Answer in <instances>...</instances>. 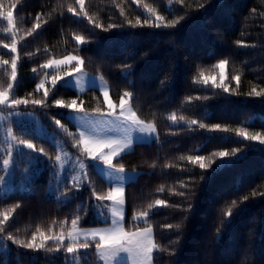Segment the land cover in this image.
<instances>
[{
	"label": "trees",
	"instance_id": "16d2710c",
	"mask_svg": "<svg viewBox=\"0 0 264 264\" xmlns=\"http://www.w3.org/2000/svg\"><path fill=\"white\" fill-rule=\"evenodd\" d=\"M3 2L7 6L8 0ZM188 2H204L208 9L207 20L202 15L204 9H186L176 0H172L171 5L169 0H142V4L155 6L166 19L188 12L175 29H158L127 25L126 19L135 21L137 15H141L142 20L147 18L142 6H137L135 0H85V7L93 19L103 23L105 28L96 27L86 17H76L67 12V4L75 3V0H17L13 14L19 21L17 27L20 36L33 27L38 14L46 23L37 29L38 34L33 33L18 42L20 61L18 86L14 85L15 94L30 101L46 99V103L43 106L22 104L16 110L38 114L65 147L83 158L82 153L73 146V139L68 132L52 120V116H56L69 132L78 133L77 127L68 117L70 110L56 106L53 101H70L78 96L84 108L91 112L97 103L103 101L101 91L90 87L78 92L74 87H66L63 81H58L56 88L52 89L50 79L45 85L51 89L47 98L43 95V89L36 88L45 72H52L41 67L47 59L60 58L69 53L83 56L86 69L103 73L116 102L126 88L132 90L135 97L131 102L137 114L144 120H154L159 132L158 139L150 143H137L135 150L120 161L127 169H137L143 173L134 183L127 185L125 226H132L136 210H145L147 204L157 198L167 199L169 205L156 206L150 210L154 214L149 217L155 225L157 242L167 245L170 240L176 239V229L169 230L162 225L175 224L182 218L180 210L170 205L182 203L184 208L189 203L193 205V212L183 214L188 219L182 230L180 249L174 256L166 252L158 253L157 264H173L176 260L180 264H200L212 259L218 264H244L245 261L247 264H264V195H261L264 193V145L244 141L231 131L200 127V123H220L230 128L247 127L250 131H264V97L246 95L253 84L258 86V90L259 86H264V0H223L220 7L212 6L217 0ZM61 3L64 4L63 8L59 7ZM117 3L125 9L124 14L115 6ZM112 23L123 27L106 30L107 25ZM6 27V22L0 18V40L9 43L11 36L3 31ZM73 32L86 37L83 45L75 41ZM241 39L247 42L245 46L235 43ZM37 49L40 51L37 52ZM129 52L136 53L135 72L128 78L135 80L134 87L121 76L122 69L118 67L128 62L126 57ZM145 53L148 55L145 56ZM13 55L15 53L0 44V56L10 60ZM220 59L229 60L223 81H220L221 70L215 67ZM33 68L37 69L35 73ZM201 72L215 76L218 82L227 83L229 89L225 91L216 87L211 80L207 85L197 82L195 78ZM237 72L241 74L239 88L233 79ZM4 76V71L0 69V78ZM166 78L168 83L164 86L161 81ZM188 96L194 99L188 101ZM97 97L100 99L97 100ZM9 110L0 106L6 118L5 121L0 119V163L11 143L6 132L8 126L15 136L32 139L53 157L58 154L59 149L53 147L55 142L52 139L25 129L19 118L8 117ZM172 112L177 114L178 120L183 116L199 123L188 126L184 120H179V124L174 125L169 119ZM249 143L253 147H246ZM235 147L242 148L244 158L232 167L212 174L211 179L205 181H201L199 176L202 172L211 173V169L202 170L191 161L180 159L188 155L207 157L223 148ZM14 157V178L19 181V185L6 197H0V212L10 210L13 204L20 205L6 222L8 231L18 238L30 239L37 228L49 229L53 220L62 221L68 217L70 225L72 217L78 214L77 205L87 206L95 202V197L91 195L92 187L86 184L79 190L78 199L68 204H58L57 193L49 191L51 168L30 159L26 148L23 152L18 150ZM44 159L47 160V157ZM24 168L34 172L31 186L34 194L31 195L28 194L30 186L20 183ZM90 173L94 186L106 191L109 185L103 176L91 169ZM0 175L5 173L0 171ZM181 182L191 187L185 188ZM161 186L163 191H158ZM180 191L188 192L192 199L179 196ZM253 192L256 195H251ZM244 195H249L250 199L243 201ZM233 200H237L238 206L244 210L235 217L231 232H226L217 243L214 237L216 229L221 227L222 211ZM79 214L82 216V228L105 226L102 223L105 217L98 215L95 208ZM139 226L145 225L140 223ZM224 227L227 228L226 223ZM4 235L0 233V240L4 239ZM6 243L7 249L0 246V264H77L71 254L65 258L63 249L60 252H47L43 249H24L11 240ZM78 264H100L94 248L88 250Z\"/></svg>",
	"mask_w": 264,
	"mask_h": 264
},
{
	"label": "snow or ice",
	"instance_id": "6c2138e0",
	"mask_svg": "<svg viewBox=\"0 0 264 264\" xmlns=\"http://www.w3.org/2000/svg\"><path fill=\"white\" fill-rule=\"evenodd\" d=\"M180 5H184L186 9L193 7L204 9L202 14L204 19L207 20L208 9L205 7L204 2L191 4L188 0H176ZM172 0H169L171 5ZM137 6H142L147 18L141 19V15L135 17V21L132 19H126L127 25L135 28L137 26H150L153 28L163 29H175L177 25L182 21L188 12L185 11L184 15H177L175 18L166 19L155 6L149 4H142V0H135ZM223 5V0H217L213 7H220ZM121 9V14L125 13V9L121 7L119 3L115 5ZM17 7V0H8L7 6H5L3 0H0V18L6 22L7 27L3 29L4 32L11 36V41L6 43L4 40H0V44H3L5 48L11 50V53H15L10 60L4 59L0 56V69L5 73L4 78H0V106L8 111V117L21 115H34V113H21L17 111L20 105H45L46 99H32L31 101L25 97H18L15 94V86H18V64L20 61V53L17 50L19 40H23L26 36H31L33 33H37V29L41 27L42 23L46 21L41 20V14H38L35 18V23L30 30H25L23 36L19 35V28L17 24L18 20L14 18L13 9ZM60 8L64 7V4L59 5ZM79 8V11H78ZM172 11L171 8L168 9ZM67 12L74 14L76 17H86L93 25L100 28H105L103 23H97L93 19V16L85 7V0H75V3L67 4ZM123 27V25H117L115 23L108 24L107 29ZM38 34V33H37ZM75 41L78 44L83 45L86 37L84 35L72 33ZM91 39V37H87ZM237 45L245 46L247 42L243 39L235 42ZM40 50L37 49V52ZM28 55H31L29 53ZM145 56L148 54L145 53ZM126 61L118 65L122 69L121 76L128 80V83L135 86L134 79H128L133 76L135 72L136 53L129 52L126 57ZM229 64L228 59H220L215 67H218L220 71V81L224 80V69ZM10 65V68L8 67ZM85 58L81 55L69 53L57 59L52 57L47 59L41 66L43 69H52L51 73L45 72L44 78L40 83L36 85L37 89H43V95L48 97L49 89L46 87V82L50 79L52 89H55L58 81L69 77L66 80V87H76L81 92L85 90V86L96 87L102 91L103 101L97 103V105L91 109L92 113H96L101 117L100 121L88 115V110L84 108V104L79 100V97H74L70 101L64 99H55L53 103L56 106H61L72 110L73 119L78 121H86V126L82 127L78 133H71L67 129V126L57 119L56 116H52V120L55 121L65 132H68L73 139V146L82 153V156H72L70 153L63 151L64 145L57 142L53 147L60 149L58 154L54 157L43 146H38L32 139H24L17 137L13 134V130L10 126L6 128L7 137L14 141V145L9 143L6 149V154L2 163H0V171H3L5 175H0V186L4 187V191L0 192V197H6L8 192V186L11 183V178L14 177L15 157L13 155V147L15 146L21 152L26 148L30 159L35 160L39 164H43L45 167L51 168V182L49 183V191H55L57 195L58 204H68L78 199L79 190L84 188L85 185L92 187L91 195L95 197V202L85 206L83 204L77 205L78 214L74 215L71 219L70 225L68 224V217L64 220H53L49 229L39 227L35 232L31 234L30 239L28 237L18 238L13 235L11 231H8L6 222L9 220V216L12 212H15L19 204L11 205L10 210L0 212V233L5 234L4 239L0 240V246L7 249V240H11L14 244L22 246L24 249L30 250H45L47 252H60L64 250L65 258H68V254H71L73 260L77 261L88 253V250L94 248L95 256L99 258L100 264H157L158 253H168L169 256H174L178 249L181 247L182 230L185 221L188 219L187 212H193V205L189 203L187 208H184L182 203H176L170 205L181 212L182 218L175 224H163L162 227L166 229H176L175 240H170L167 245L157 242L155 225L149 220V217L154 214L150 211L156 208V206L169 205V200L157 198L153 202L147 204L145 210H136L132 217V226H125L126 209L128 204L127 185L134 183L140 175V172H128L126 171V165L121 161L123 156L131 154L135 150V146L138 142H144L147 138L149 141L159 138V132L157 131V125L155 121H147L142 119L137 110L132 104V100L135 97V93L132 90L125 89L119 96L118 103H115L110 95V87L108 86L103 73L99 76H91L84 68ZM33 73L37 71L33 68ZM202 77V79H201ZM197 82L207 85L211 80L212 84L216 87L223 88L225 91L229 89L227 83L218 82L215 76L204 75L200 73L196 78ZM237 82V88L240 86L241 74H237L233 77ZM168 83L167 78L161 81V84L166 86ZM238 94H240L238 92ZM247 96L264 97V86H258L253 84L250 90L246 93ZM100 98L97 97V100ZM194 97L188 96L187 100L192 101ZM106 105V106H105ZM0 119H4L3 111H0ZM169 119L174 125L179 124V120H184L188 126L199 123L196 120L185 119L181 116L177 117L175 112H172ZM78 127H81L78 125ZM201 128H210L211 130H222L224 132H234L237 137L243 138L247 142H259L264 145V131H250L247 127L230 128L227 124L214 123L211 125L200 123ZM246 147H253L250 143ZM37 153L42 155H36ZM244 151L240 147L235 148H223L215 151L211 156L204 155H188L187 157L181 156L180 159H187L193 164L198 165L202 170L211 169V173L202 172L199 176L201 181L211 179V175L218 173L219 171L232 167L244 158ZM47 157V160L44 158ZM86 158H91L87 160ZM119 158V159H118ZM218 158V159H217ZM74 160L73 167L65 175L66 164ZM114 160L116 162H114ZM90 169L97 175H102L105 181L108 183L106 191H100L94 186V182L90 178ZM23 177L20 183L29 185L28 194H34L33 184L34 172L30 168H24ZM54 182V186L53 183ZM183 184V182H181ZM185 188L191 187V185L183 184ZM158 191H163L161 186ZM176 191V189H172ZM179 196L186 197L191 200L192 197L188 192L180 191ZM251 195H256L255 192ZM264 195V193H261ZM249 195L242 197L243 201H248ZM95 208L98 215L104 216L105 219L102 223L104 227L95 228H82L80 227V221L82 216L79 212H87L89 209ZM244 209L238 206L237 200H233L226 210L222 211L220 218V225L216 229L215 241L219 243L226 232H231L232 226L235 221V217H238ZM140 223L145 226L140 227ZM225 223L227 228L224 227ZM58 227V231H57ZM49 242H51L49 246ZM81 250H84L83 252ZM208 245H205V254L208 252ZM173 264H180L179 260L173 262ZM200 264H218L214 259L200 262ZM244 264H247L245 261Z\"/></svg>",
	"mask_w": 264,
	"mask_h": 264
},
{
	"label": "rangeland",
	"instance_id": "374dc122",
	"mask_svg": "<svg viewBox=\"0 0 264 264\" xmlns=\"http://www.w3.org/2000/svg\"><path fill=\"white\" fill-rule=\"evenodd\" d=\"M72 54H74V53H72ZM57 59H59V58H57ZM85 68V67H84ZM48 71H51L52 69H47ZM85 70L89 73V75H91V76H99L100 74L99 73H96V72H92V71H90V70H88V69H86L85 68ZM224 74H225V69H224ZM69 79V77H64V79L63 80H61L60 82H65L66 80H68ZM106 80V79H105ZM107 82V81H106ZM108 84V83H107ZM109 86V85H108ZM78 92H81L78 88H76V87H74ZM88 88H90V86H85V90L84 91H86ZM96 88V87H95ZM98 89V88H97ZM83 91V92H84ZM101 93H102V91H101ZM103 95V94H102ZM110 95H111V92H110ZM111 97H112V95H111ZM113 99V98H112ZM113 101L115 102V103H118V102H116L114 99H113ZM24 113H33V112H24ZM88 115L90 116V117H92V118H94L95 120H97V121H100L101 120V117L98 115V114H96V113H92V112H88ZM13 116H15V117H17V118H19V120L23 123V127L25 128V129H28V131H31V132H34L35 134H37V135H39V136H44V137H48V138H50V139H52L53 140V142H55V143H57V142H59V143H61V144H63L62 143V141L60 140V138L58 137V135L57 136H55V133H54V131H52L50 128H47L46 126H45V124L43 123V121H42V119L40 118V116L38 115V114H36V113H34V115H21V116H16L15 114H13ZM72 116H73V113H72V110H70L69 112H68V117L72 120V122L75 124V126L77 127V130H78V132L80 131V130H82V127H84V126H86V121H78V120H76V119H73L72 118ZM6 120V118L4 117V121ZM78 125H80L81 127H78ZM24 128H22V129H24ZM157 131H158V129H157ZM10 139V138H9ZM11 140V139H10ZM153 140H155V139H153ZM153 140H151V141H149L147 138L145 139V141L144 142H142V143H150V142H152ZM138 143H141V142H138ZM11 144H13L14 145V141H12L11 140ZM64 145V144H63ZM18 150L19 149H17L15 146L13 147V155L14 156H16V154L18 153ZM59 151H60V149H59ZM63 151L65 152V153H70L73 157L74 156H77L76 154H74L72 151H70V149H68L67 147H65L64 146V148H63ZM89 160L91 159V158H88ZM75 162H74V160H71V161H69L67 164H66V171H65V175H67L68 174V171L73 167V164H74ZM14 170V175H15V173H16V170L15 169H13ZM126 171H128V172H133V171H136V172H139L137 169H127L126 168ZM53 183V186H54V182H52ZM19 185V181H17V180H15V178L14 177H12L11 178V183H10V185L8 186V192H10V191H12L16 186H18ZM4 191V187L2 186V188H1V192H3ZM7 192V193H8ZM52 192H54V193H56L55 191H52ZM57 195H58V193H57Z\"/></svg>",
	"mask_w": 264,
	"mask_h": 264
},
{
	"label": "crops",
	"instance_id": "0c3cea01",
	"mask_svg": "<svg viewBox=\"0 0 264 264\" xmlns=\"http://www.w3.org/2000/svg\"><path fill=\"white\" fill-rule=\"evenodd\" d=\"M101 227H104V226H101ZM91 228H95V227H89V229H91Z\"/></svg>",
	"mask_w": 264,
	"mask_h": 264
}]
</instances>
